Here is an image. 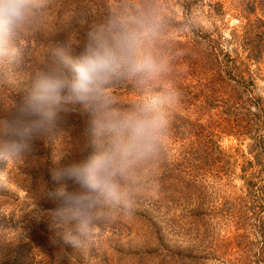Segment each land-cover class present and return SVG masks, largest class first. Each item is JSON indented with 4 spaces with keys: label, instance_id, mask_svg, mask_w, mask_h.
Here are the masks:
<instances>
[{
    "label": "rangeland",
    "instance_id": "rangeland-1",
    "mask_svg": "<svg viewBox=\"0 0 264 264\" xmlns=\"http://www.w3.org/2000/svg\"><path fill=\"white\" fill-rule=\"evenodd\" d=\"M69 1L49 0L46 14L19 39L16 60L0 64V118L11 119L12 104L30 88L35 72L51 55H45L46 45L57 42L59 47L74 48V53L83 47L84 42L73 41L93 17L75 5L65 6ZM116 1L105 0V7L111 11L126 6L130 17H147L159 24L155 50L167 61V69L183 79L174 80L182 84L178 87L183 92L181 104L174 109L172 135L164 152L137 168L134 191L139 210L160 208L168 227V244L198 254L195 264H264V168L257 165L258 153L264 156V120L261 127L246 135H239L229 125L234 113L247 109L256 113L255 100L263 104L258 114L264 119V0H186L189 7L183 0ZM136 10H140L139 15ZM57 19L61 30L50 32ZM210 57L211 64L204 61ZM213 57L219 61L218 67ZM244 70L253 78L252 88L236 103L241 108L231 112V102L220 90L229 82L234 84L231 75ZM170 79L169 73L164 74L151 86L167 85ZM118 81L119 87L115 85ZM212 81L223 88L211 87ZM110 85L117 87L115 92L107 88L114 108L133 103L139 95V87L132 81L117 79ZM179 115L185 125L194 119L213 125H203L202 133L191 136L197 138L189 146L197 156L192 161L200 165L197 181L188 187L182 180L188 176H184L181 164L188 160L183 159L179 138L174 136L182 130ZM88 119L89 115L79 110L62 115L55 131L60 141L54 145V161H45L50 137L36 141L28 156L0 164V264L157 263L159 257L146 252L155 241L140 215L143 211L101 224L92 243L80 248L60 246L63 229L51 214L59 201L47 196L53 169H45V164L57 163L62 168L84 154L87 145L82 136L86 137ZM178 162L171 185L159 190L163 164ZM59 186L60 182L56 190ZM17 250L20 255L14 260Z\"/></svg>",
    "mask_w": 264,
    "mask_h": 264
},
{
    "label": "clouds",
    "instance_id": "clouds-1",
    "mask_svg": "<svg viewBox=\"0 0 264 264\" xmlns=\"http://www.w3.org/2000/svg\"><path fill=\"white\" fill-rule=\"evenodd\" d=\"M48 6L49 0H0V64L16 60L19 39ZM159 30L147 17L111 16L88 32L77 53L57 48L12 104L11 119L0 118V164H6L52 137L62 115L79 110L92 117V150L59 169L54 178L60 186L47 194L59 201L51 214L63 229L62 247L92 243L98 226L131 215L138 166L158 159L171 138L181 92L177 86H151L167 71L155 50ZM117 79L139 87L124 110L114 108L107 94Z\"/></svg>",
    "mask_w": 264,
    "mask_h": 264
},
{
    "label": "trees",
    "instance_id": "trees-1",
    "mask_svg": "<svg viewBox=\"0 0 264 264\" xmlns=\"http://www.w3.org/2000/svg\"><path fill=\"white\" fill-rule=\"evenodd\" d=\"M118 3H122L123 0H117ZM116 1V2H117ZM184 3L183 5L186 7H189V3L186 2V0H183ZM105 0H70L69 2H66L67 7H69L70 5H75L77 7L82 8L84 11H86L90 16L93 17V22L89 23L85 29H82L81 32L79 33V35L75 38L76 40L73 41L76 44H83V42L85 43L87 40V34L88 32L94 28L97 25L100 24H104L108 21V19L113 16V15H127L130 16V11H128V9H126V6H119V10L115 9V10H111L109 11V8L105 7L104 3ZM101 8H106L104 11H102ZM46 11H44L40 16L37 17L32 29H34L37 25V20H41V16L45 15ZM103 12H105V14H103ZM107 12V13H106ZM119 13V14H118ZM140 10H136L137 15H139ZM136 16V15H135ZM61 26L62 24L60 23V20H56V22H54V26L52 27L50 32L56 33L58 31L61 30ZM69 39V38H68ZM57 40V39H55ZM184 45L186 44V41L183 42ZM58 43L55 42L53 43L51 46L50 45H46L45 47V51L47 52V54H45L46 56H49L50 54H52L57 48H60L59 45H57ZM69 44V43H68ZM74 45V43H72ZM80 45H76L77 47L80 48ZM187 47L189 48V46L187 45ZM68 48V47H67ZM70 51L74 53V48H71ZM188 53H190V50L187 49L186 50ZM50 52V53H49ZM184 54V53H183ZM191 56V54L189 55ZM182 58V56H181ZM196 60H198L196 58ZM213 61L214 62V66L218 67L219 66V61H217L216 57H213ZM207 61V63L210 62L211 64V57L204 60ZM206 63V62H204ZM206 63V64H207ZM209 64V65H210ZM208 65L207 68H209L210 66ZM210 70V69H209ZM212 71V70H211ZM169 73L170 74V81L171 83H167V85H172V86H180L182 85L179 82H176L174 80H176L178 78V80H183L180 79L179 76L177 77V75L174 74L173 71H170L167 69V71L165 72V74ZM230 74H233L230 71ZM231 79L232 82H234V84H228V82H226L228 85L226 88H224L223 90H220L221 93H223V95L225 96V99L230 103L229 108L231 107V112L237 111L238 108L241 107H237L236 103L238 102V100L241 99V97L246 94L247 92L250 91V87L252 88V83H253V78H251V76L244 71H241L238 74H233L231 75ZM186 77V76H184ZM225 80V79H224ZM252 80V81H251ZM211 81V80H210ZM210 83V82H209ZM225 83V82H224ZM115 85L117 87H119V85H121V83L115 82ZM211 87H215V86H220L218 84H215L213 81L210 83ZM250 85V86H249ZM114 85H108L107 88L112 89L113 92H115V90L117 89V87ZM160 86H166V85H157L156 87H160ZM249 86V87H248ZM222 87V86H220ZM179 88V87H178ZM223 88V87H222ZM139 90V89H138ZM180 92H183V90L181 88H179ZM224 90H226V92H224ZM108 92V91H107ZM244 97V96H243ZM209 98V97H208ZM207 98V99H208ZM222 98H224V96H222ZM213 99V98H210ZM254 98H249V100L253 101ZM226 103V101L224 102ZM255 107L257 108V112H252L249 111V109H245L246 111L244 112H239V113H234L235 116L234 118H230L231 123H229L230 126H232V128H234L235 131H237V133L246 135L247 133H249L251 130H257L258 127H261L262 123L261 121H263L264 119L259 118V112L263 109V104L259 101H254L253 102ZM132 103L130 104H126V103H122L119 106L115 107L116 109H127L128 107L131 106ZM234 109V110H233ZM180 119H182L183 123L181 126V129L179 131V135H177L176 133L174 134L175 138H179V145H180V152H182L183 159H186L188 161H182L178 162L177 164H169L168 163H164L163 166H165V168L163 169L162 173L159 176V182L161 184L159 190H163V188H165L168 183L171 185V179L174 177V170H178L179 164H183V168H184V176H188V180L187 179H182L185 183L184 185H190L191 182H196L197 180V176H196V171L198 170V167L200 165V163L198 161H192L193 158H196V154H194V150H191L192 147L189 146L192 145V143L195 141V139L197 140V138L192 139V135L196 137V135L198 133H202V131L204 130V126L206 125L207 122H205V124L199 123L197 121H195V119L193 121H190L187 125H185L184 123V118H182L180 115L178 116ZM91 118V119H90ZM188 118V117H187ZM91 120L92 117L89 116V119L87 120V131H86V137L82 136V140L84 145H87V148H85V152H90L92 150V143L95 142V137L93 136V129H92V125H91ZM213 127L212 122L209 121L208 124L206 125V128H210ZM190 133L191 135L187 134ZM58 135H53L50 140L48 141V145L46 147V152H45V156H46V160L45 161H54V149L57 146V143H59L60 138H57ZM177 136V137H176ZM259 136V133L257 134V136L255 137V139H257ZM57 138V140H56ZM56 141V142H55ZM202 144H205V141L202 142ZM55 145V147H54ZM216 147L219 146V144H216ZM256 155H254V158L257 157V153H255ZM202 153H200V157H201ZM257 159L259 158V161H257V165L261 166L264 168V156L263 153H258ZM57 158H59L57 156ZM248 162L253 163V160H249ZM256 164V163H255ZM48 164H45V169L47 168H52L53 171L49 174V177H51L50 179V190L52 192H54L56 190V186L57 183L60 182L57 179L54 178L55 173L61 169L60 164H51L49 166H47ZM264 170V169H263ZM183 176V177H184ZM187 180V181H185ZM191 187V186H190ZM191 189H188V191H190ZM180 197V196H179ZM179 197H177V199H179ZM181 198V197H180ZM136 201V199H135ZM137 202V201H136ZM135 213H139L137 211H143L140 213L141 217L143 219L146 220V222L148 223V228H149V233L151 234V237L154 238L155 243L153 244V247H146V252L151 253L153 256H158L159 259L157 260L156 264H165L167 261H178V264H195L194 262H198V257L199 255L194 253L191 249H189V251H185L182 249H174L169 243L168 241V231H167V226L165 225V221L163 222V212L161 211L160 208H151V209H147V210H139L137 203L135 204L134 210ZM167 238V240H166ZM19 250L15 251V258H17L20 255V251ZM128 254V253H126ZM259 263H261V260H258ZM262 262L264 263V261L262 260Z\"/></svg>",
    "mask_w": 264,
    "mask_h": 264
}]
</instances>
